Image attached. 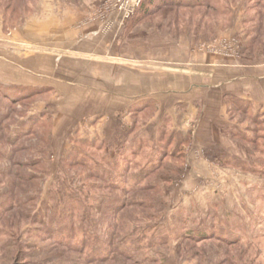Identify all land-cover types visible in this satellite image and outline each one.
Listing matches in <instances>:
<instances>
[{
  "label": "rangeland",
  "instance_id": "obj_1",
  "mask_svg": "<svg viewBox=\"0 0 264 264\" xmlns=\"http://www.w3.org/2000/svg\"><path fill=\"white\" fill-rule=\"evenodd\" d=\"M140 2L130 0L134 11L124 18L119 0H0V46L19 55L33 54L35 75L33 84L26 87L36 91L16 105L0 97V104L21 109L25 117L44 115L51 123L46 170L34 208L38 217L44 216L45 225H19V214H5L0 206V264H91L86 262L90 256L75 252L79 240L64 239V234L73 227L78 236L85 232L106 242L111 221L106 205L126 202V187L136 185L150 171L160 180L156 218L148 221V230L136 231L137 240L127 239L119 248L111 246V261L99 264H264V116L246 108L242 111L229 101L228 115L243 128L232 139L236 142L233 151L240 156H190L188 138L169 133L165 123L157 131L154 128L153 137L142 134L157 112L154 105L141 109L132 99L135 104L129 109L113 111L116 119L97 106L98 96L112 97L116 91L111 88L124 85L123 72L106 75V70L95 65L102 59L95 52L67 49L70 42H96L103 47L104 58L115 54L116 65L131 62L138 67L146 63L139 59L142 53L170 58L176 51L185 56L205 51L250 65L263 63L264 0H208L207 6L191 8L153 4L142 18L136 16ZM16 33L19 38L34 36L33 43L10 41ZM48 36L61 37L66 47L51 48ZM124 54L132 55V60H123ZM47 55L53 60L45 69L41 64ZM23 62L19 57L17 68ZM152 65L158 67V63ZM131 78L134 86L139 72H132ZM113 120L106 134L107 121ZM121 120L128 125L119 124ZM77 153L107 156L109 164L95 156L92 169L110 172L113 181L122 183L121 189L105 188L84 166H65ZM194 160H209V169L195 170ZM65 194L80 203L76 218H71L74 226L63 214L56 224L47 218L48 208L55 212L54 204L63 207ZM133 210L139 212L131 207L128 217L116 213L124 227L111 230V235L131 233L127 218H135ZM92 244L95 251L107 249L101 243ZM126 244L130 248L123 250ZM114 249L129 255V260Z\"/></svg>",
  "mask_w": 264,
  "mask_h": 264
},
{
  "label": "crops",
  "instance_id": "obj_2",
  "mask_svg": "<svg viewBox=\"0 0 264 264\" xmlns=\"http://www.w3.org/2000/svg\"><path fill=\"white\" fill-rule=\"evenodd\" d=\"M14 36L10 41L25 39L23 42L27 44L34 41V36L24 38L21 35L19 38L17 33ZM46 41L50 43L51 48L63 50L66 47L65 43H62L64 40L58 36L52 39L48 36ZM69 48L78 52H95L99 58H102L95 65L106 70V75H115L116 70L124 74V85L119 86L117 90L111 88L116 91L112 97L98 96L97 106L106 108L107 113L116 119L118 116L115 113L113 115V111L129 109L135 104L132 99L136 104L139 102L141 109L154 105L157 112L147 122L142 134L153 137L154 128L157 131L161 124L165 123L167 127L165 130L169 133L176 132L178 135L182 134L180 138H188L190 143L187 152L190 156L208 155L226 159L234 156V153L239 155L233 151L236 142L232 139H237V134L240 135L243 128L228 115L229 101L242 111L246 108L245 110L264 116V62L250 65L233 57L212 55L205 51L193 52L190 56L176 51L175 56L170 58H160V55L154 53H142L139 59L146 63L138 67L131 62L116 65L117 63L113 61L117 56H114L115 54H112L111 58H104L106 54L103 47L96 42L95 44L70 42L67 46V49ZM16 52L0 46L2 71H0V82L31 85L35 75L33 54L24 52L19 55ZM19 57L24 58V62L21 63L23 66H20L21 70L17 68ZM123 57L125 61L132 60L130 54H124ZM51 59L53 60V56H44L43 60L41 59V66L45 69L49 68ZM157 63L158 67L152 65ZM134 71L139 72V82L134 83L133 86L131 73ZM47 75L49 76V73ZM58 83V86L62 84ZM107 122L106 134L110 133L108 131L111 130V123L113 124L114 120ZM120 123L128 125L127 120H121ZM148 125L152 127L149 128ZM209 163V160L203 163L194 160L191 166H194L195 170H208Z\"/></svg>",
  "mask_w": 264,
  "mask_h": 264
},
{
  "label": "trees",
  "instance_id": "obj_3",
  "mask_svg": "<svg viewBox=\"0 0 264 264\" xmlns=\"http://www.w3.org/2000/svg\"><path fill=\"white\" fill-rule=\"evenodd\" d=\"M207 2L208 0H141L136 8V16L140 15L141 18L148 16L151 11V5L153 4L157 8L159 6H182L191 8L198 4L207 6ZM35 94L36 91L34 89L26 86L3 85L0 83V97H2L3 100L7 99L11 105H16ZM23 113L24 112H21L19 108H9L7 105L0 104V163H2L0 168V184H2L0 185V192L1 196H3L0 200V206L5 211V214L10 213V211H13L15 215L19 214L18 217L14 216L17 217V224L19 225L21 223L26 225L36 222L45 225L44 216L38 217L37 213H34V208H36L35 206L39 197L38 195L42 189L46 170L45 157L50 140L51 123L44 115L41 117H25L26 114L23 115ZM20 115H23V117L18 119L17 117ZM7 145L10 146L9 151L7 150L8 152L3 147ZM77 154H73L69 160H67L65 166L73 168L76 165L84 166L89 170L90 176H94L101 180L105 188H110L111 191L121 189L119 184L122 185V183L118 184L113 181V176L110 172L105 169L101 171H94L92 169V166L96 164L95 156L97 155L93 156L90 153H80L79 159H77ZM165 154L166 153H164V155ZM97 157L99 159L104 158L103 160H106L107 164L110 162L108 161L110 159H107L105 155H98ZM3 162L6 163L3 164ZM26 168H30V170L27 171ZM111 170L114 171V168H111ZM152 172L150 171L146 176L139 177L136 185L133 184L131 187H126L128 188V191H125L126 194H128L126 200H124L126 202L120 204L108 203L106 205V212L108 211V213L111 214V221L109 223L110 232L106 242L102 243L97 237L88 236L85 232L82 233L81 236H78L75 228L69 227L68 232L64 234V239H67L69 236L68 239H71V241L73 239L79 240L80 246L78 248L75 247V252L80 255L85 254L90 256L86 262L99 264L109 260L111 261V246H113V248H119V245L126 243L125 240L127 239L133 238L132 240H137V238L135 239L136 231L148 230V221L157 216L156 200L158 194L161 192V188L159 189L160 191L157 190L158 182L160 181L157 178L158 174L154 171ZM3 179L5 180L2 182ZM90 187L92 188L90 184H87L86 188ZM74 200V197L69 195L66 196L65 194V202L62 208L56 204H54V206L58 208L55 212L50 211V208H48L47 212H49V216H47V218L49 222L52 221L56 224L59 220L62 221L60 217L66 216L67 219L69 218L71 226H74V221L71 218L75 219V212L80 210V203ZM131 207H136V210H139V212L135 210L132 211L134 214L133 217L135 218H131L130 216L127 218L130 219L129 222L131 225H129V228L131 229V233L128 231L129 233L121 235L120 237L116 236V234L111 235V230H118L124 227V220L116 218V213L118 214L120 212L121 216L125 217L129 214L127 211ZM59 208L60 210L58 211ZM60 235H62V233H59V236ZM59 239L60 237L56 238V240ZM94 241L97 242V244L101 243L102 245H106L107 249H102V251L109 253L107 257L100 256L104 252L93 250L92 242ZM125 248L128 249L130 246L126 244L123 250H125ZM72 250L74 251V249ZM117 254L128 260L130 258L129 255L125 257L120 250L117 251Z\"/></svg>",
  "mask_w": 264,
  "mask_h": 264
},
{
  "label": "built area",
  "instance_id": "obj_4",
  "mask_svg": "<svg viewBox=\"0 0 264 264\" xmlns=\"http://www.w3.org/2000/svg\"><path fill=\"white\" fill-rule=\"evenodd\" d=\"M139 0H137V4H138ZM119 4H120V12L122 13L124 18H128L130 17V15L133 13L134 11V6H130V0H119ZM136 4V5H137Z\"/></svg>",
  "mask_w": 264,
  "mask_h": 264
}]
</instances>
